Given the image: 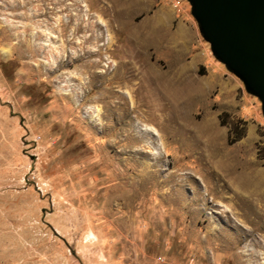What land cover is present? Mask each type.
<instances>
[{
	"label": "rangeland",
	"instance_id": "obj_1",
	"mask_svg": "<svg viewBox=\"0 0 264 264\" xmlns=\"http://www.w3.org/2000/svg\"><path fill=\"white\" fill-rule=\"evenodd\" d=\"M0 264H264L262 103L188 0H0Z\"/></svg>",
	"mask_w": 264,
	"mask_h": 264
},
{
	"label": "water",
	"instance_id": "obj_2",
	"mask_svg": "<svg viewBox=\"0 0 264 264\" xmlns=\"http://www.w3.org/2000/svg\"><path fill=\"white\" fill-rule=\"evenodd\" d=\"M213 54L262 103L264 0H188Z\"/></svg>",
	"mask_w": 264,
	"mask_h": 264
},
{
	"label": "bare ground",
	"instance_id": "obj_3",
	"mask_svg": "<svg viewBox=\"0 0 264 264\" xmlns=\"http://www.w3.org/2000/svg\"><path fill=\"white\" fill-rule=\"evenodd\" d=\"M159 21H160V23H161V26H162V24H164V22H165V19L164 18H159ZM164 26V25H163ZM162 26V27H163ZM166 26V25H165ZM161 27V28H162ZM108 40H110V41H108L109 43L111 42V38H109ZM157 76V75H156ZM163 77V76H162ZM183 76H181V77H179V80H183V78H182ZM161 78V77H160ZM154 79V78H153ZM175 80V79H174ZM172 81V80H171ZM165 81H163V82H161V83H164ZM183 82L185 83V86H184V89L185 90H188L187 92H188V95L189 96H192L193 98H195L196 96H197V94L198 95H200L199 93H203V92H201V91H204V87H202V85L200 84V83H198V81H197V79H195V78H193V77H187V78H185V80H183ZM158 83V82H157ZM199 97V96H198ZM197 97V98H198ZM206 134H208V136L210 135L211 136V138L214 140V142H213V147H215V146H217V144H216V139H214V132H213V130L212 129H206ZM210 136H209V138H210ZM210 138V139H211ZM215 156H217V155H215V153L213 154V157H215ZM224 156H226V155H224ZM229 159L230 158H227L226 160L224 159V160H220V162H219V164H220V166L222 167V169L224 170V168H226V170H227V172H231L232 171V169H231V167L230 166H228V165H226V162L227 161H229ZM244 206H247V207H249V208H253L255 211H259L258 210V208H257V206H256V204L254 203H252L251 202V200H246L245 201V203H244ZM258 214H260V212L258 213Z\"/></svg>",
	"mask_w": 264,
	"mask_h": 264
},
{
	"label": "trees",
	"instance_id": "obj_4",
	"mask_svg": "<svg viewBox=\"0 0 264 264\" xmlns=\"http://www.w3.org/2000/svg\"><path fill=\"white\" fill-rule=\"evenodd\" d=\"M243 138V136L238 135V136H234L232 133L229 135V144L232 145L234 143H236L237 141L241 140Z\"/></svg>",
	"mask_w": 264,
	"mask_h": 264
}]
</instances>
